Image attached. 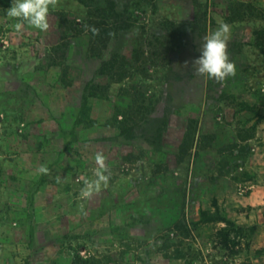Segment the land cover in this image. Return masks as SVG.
Wrapping results in <instances>:
<instances>
[{"label": "rangeland", "instance_id": "obj_1", "mask_svg": "<svg viewBox=\"0 0 264 264\" xmlns=\"http://www.w3.org/2000/svg\"><path fill=\"white\" fill-rule=\"evenodd\" d=\"M12 3L0 264H264V0H49L44 31ZM221 21L222 82L192 65Z\"/></svg>", "mask_w": 264, "mask_h": 264}, {"label": "clouds", "instance_id": "obj_2", "mask_svg": "<svg viewBox=\"0 0 264 264\" xmlns=\"http://www.w3.org/2000/svg\"><path fill=\"white\" fill-rule=\"evenodd\" d=\"M49 12V0H13V3L6 9L8 17L19 18L15 28L19 30L23 23H27L41 31L47 30L49 24L47 15ZM230 37V26L227 22L221 21L218 27L211 34L204 37L199 49V56L192 61L196 74L207 78H214L217 81H224L227 77L236 73V66L229 59L228 41ZM95 159L103 166L105 159L101 153H97ZM42 171H47L42 167ZM109 176L105 172L97 173V178L88 182L82 195H89L94 189H98L103 182L108 183Z\"/></svg>", "mask_w": 264, "mask_h": 264}]
</instances>
